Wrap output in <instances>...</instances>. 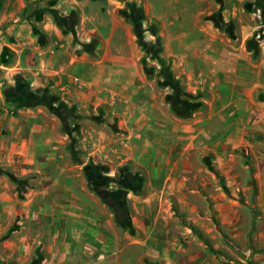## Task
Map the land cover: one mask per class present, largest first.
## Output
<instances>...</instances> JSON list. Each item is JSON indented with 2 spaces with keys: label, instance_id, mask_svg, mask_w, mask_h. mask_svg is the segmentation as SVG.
I'll return each instance as SVG.
<instances>
[{
  "label": "rangeland",
  "instance_id": "1",
  "mask_svg": "<svg viewBox=\"0 0 264 264\" xmlns=\"http://www.w3.org/2000/svg\"><path fill=\"white\" fill-rule=\"evenodd\" d=\"M130 3L145 13L144 41L160 42L162 59L186 91L205 95L191 119L177 117L167 103L171 89L158 85L161 64L139 45ZM117 56L125 69L140 72L147 88L135 90L136 78L124 90L127 100L90 99L88 79L98 78L100 67L111 72ZM17 76L38 98L51 99L71 134L53 110L13 101ZM144 107L151 116L133 119ZM18 151L35 155L41 171ZM155 153H190L188 188L195 190L187 197L193 207L159 221L141 202L137 211L145 215L132 207L148 198L174 199L165 177L149 175ZM91 164L115 179L109 191H126L134 234L91 191L84 173ZM126 167L150 176L152 185L135 195L118 184ZM92 198L113 214L120 247L137 248L121 264H264V0H0V257L51 264L53 248L70 245L71 258H78V243L92 230L84 208L71 201ZM169 208L168 202L166 216Z\"/></svg>",
  "mask_w": 264,
  "mask_h": 264
},
{
  "label": "crops",
  "instance_id": "2",
  "mask_svg": "<svg viewBox=\"0 0 264 264\" xmlns=\"http://www.w3.org/2000/svg\"><path fill=\"white\" fill-rule=\"evenodd\" d=\"M107 60H110L109 57H106L101 61L102 66L107 63ZM111 60H114V63L116 64L111 72L107 73V71H105V67H100L98 78L88 79L89 82L87 86L89 89L88 95L90 99L94 97L100 103L104 102L110 104L114 103L117 99L121 100L123 98L127 100L130 96L123 94L124 90L129 87L131 89L133 85H135L136 78H140L141 84L136 85L134 87L135 90H137V88L138 90L147 88L145 81L138 70L137 72L133 73L125 69L123 57H112ZM229 66L230 62H228V67ZM230 71L231 70H229V72ZM150 114V110L148 111V109L144 107L141 109V111L138 110L134 114L133 119L139 120L144 117L146 118V115L148 116ZM160 123H162L163 126H166L163 121ZM16 154L19 155V159H22L23 163L31 165L35 172L41 171V165L37 162L35 155L26 154L25 152L21 151L16 152ZM151 156L154 157L152 160L150 159L149 163L154 171L153 173L150 171L149 175L152 176L154 174L155 176L162 175L165 177L164 187L168 185L169 195L172 198L174 197V199L167 201L163 200L162 198H148L143 201H134L132 203V207L137 211L138 204L141 202L143 205L147 206L145 208L148 210L151 209L150 211L155 221L166 218H174L177 208H182V210L187 211L190 207H193L191 202L187 199V197L190 195L194 196L195 193L194 189L188 188L189 176L193 171L191 164L192 156L190 153H181L178 158H174V155L161 156L160 153H155ZM101 157L107 158V154L103 155V153H101ZM177 159L179 160L178 163L176 161ZM9 162L11 165L14 163V160H11L10 157ZM150 176L149 180H147L146 176L144 178L145 188L147 184L149 186L152 185V179ZM173 176H178L181 180L174 179ZM176 185H179V187H176ZM159 190L160 189L157 188L155 191ZM160 192L163 194L165 190ZM156 195H159V193H156ZM168 202L169 206L173 207V210L171 211L169 208L168 215L166 216L164 209ZM71 203L73 206L84 208L83 214L86 216L89 215L90 217L89 220H87V227L92 230L91 236L87 239L90 242L87 241L83 245L78 243V249L75 250L74 254L78 258H75L74 260L71 258L73 257V250L70 245H68L67 248L62 249L54 247L52 250L53 259L51 260V264H121V261H123L125 258L127 260L129 259L132 251L136 250L137 248L134 249L132 245L127 248L120 247V236L118 235L119 228L116 227L113 214L108 211L105 205H102L100 201L93 198L91 200L74 199L71 201ZM137 212L141 215H145L146 213L140 211ZM103 216H106L107 218H103ZM131 217L134 218V215L131 214ZM142 243L143 245H146L147 241H143ZM152 251L154 250L151 248V252ZM167 252L168 251L165 252V255H171ZM203 254L204 251H202L201 255ZM123 255L125 258L121 260Z\"/></svg>",
  "mask_w": 264,
  "mask_h": 264
},
{
  "label": "trees",
  "instance_id": "3",
  "mask_svg": "<svg viewBox=\"0 0 264 264\" xmlns=\"http://www.w3.org/2000/svg\"><path fill=\"white\" fill-rule=\"evenodd\" d=\"M128 9L130 11L129 18L131 19L135 32L138 38L139 45L145 50V52L153 58H155L161 64V75L162 80L158 82L160 88L171 89V93L167 95L166 100L170 105L173 113L184 120L191 119L198 111H200L204 106L203 99L205 95L202 93H197L195 95L190 94L186 91L183 82L174 76L171 67L166 65L165 61L162 59V45L157 42L154 45H149L144 41V29L142 21L145 19V13L142 8L138 7L136 3L128 4ZM85 50L93 54V47L91 45H84ZM145 74L149 79L153 78V72L148 71L145 61H143ZM20 77L17 76V84L15 87L10 89V96L15 102H20L23 107L35 108L37 106L47 107L56 113L63 122V127L71 134L69 130V125L66 117L62 115L55 107L52 105L51 99H40L34 93L28 91L26 87L21 83ZM54 100L59 101L58 97H53ZM75 106L72 107L74 111ZM115 128L117 126L115 125ZM73 160L75 163L79 164L77 153L75 147L71 145L70 148ZM103 167H97L93 164L87 165L85 167L84 173L88 178L91 191L95 193L100 199L109 206L112 210L115 220L118 226L123 229L129 230L131 234H134V228L132 224V217L127 205V193L124 190L109 191V183L115 179L102 174ZM105 172L109 173V168L105 167ZM120 176L116 179V182L121 186L125 187L127 190L132 191L135 195L141 193L144 188L145 179L140 174H133L129 169H120ZM12 177V175H11ZM14 178V177H13ZM41 260L36 261L35 264H41ZM0 264H14L13 262L5 261L0 257Z\"/></svg>",
  "mask_w": 264,
  "mask_h": 264
}]
</instances>
